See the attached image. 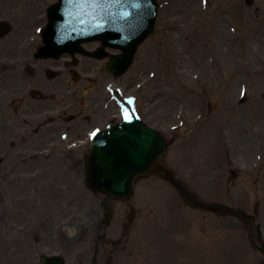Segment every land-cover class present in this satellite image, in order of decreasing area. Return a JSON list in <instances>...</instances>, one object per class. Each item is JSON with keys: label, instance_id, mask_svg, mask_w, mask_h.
Returning a JSON list of instances; mask_svg holds the SVG:
<instances>
[{"label": "rangeland", "instance_id": "obj_1", "mask_svg": "<svg viewBox=\"0 0 264 264\" xmlns=\"http://www.w3.org/2000/svg\"><path fill=\"white\" fill-rule=\"evenodd\" d=\"M53 1L0 0V20L12 26L0 37V123L8 122L7 112L13 115L10 120L18 115L16 124L8 122L0 134L4 246L11 236L16 243L24 240V247L12 246L20 258L28 239L19 232L31 217L47 216L52 225L56 220L65 224L64 237L73 214L86 229L74 244L86 263L97 259L96 264H264V253L253 247L236 218L191 208L175 186L155 174L139 178L128 200L111 202L112 217L103 229L104 197L83 185V163L71 168L62 159L55 176L69 188H60L57 181L56 191L47 185L45 193L41 188L38 196L29 193L31 185L46 180L44 174H31L44 157L34 153L39 140L23 133L20 119L30 118L25 115L32 113L28 103L35 113L50 102L45 95L34 105L23 93L29 85L23 67L34 64L29 57L41 43L36 27ZM157 1L155 28L139 46L124 78L132 87L141 81L143 115L166 130L165 163L183 189L207 202L255 210L264 227V0ZM22 59L28 62L22 64ZM7 177L9 188L3 184ZM23 194H29L28 200ZM102 230L105 235L99 241ZM59 247L60 242L48 250ZM9 251L3 256L12 257Z\"/></svg>", "mask_w": 264, "mask_h": 264}, {"label": "water", "instance_id": "obj_2", "mask_svg": "<svg viewBox=\"0 0 264 264\" xmlns=\"http://www.w3.org/2000/svg\"><path fill=\"white\" fill-rule=\"evenodd\" d=\"M59 9V4L52 7L50 15H57ZM146 9L145 30L129 43L130 48H125V58L132 56L137 43L151 31L150 22L153 17L149 14L152 11L148 7ZM7 30V25L1 26L2 32ZM98 37L109 43V39H116V34L105 32ZM137 128H140V131H137ZM122 134L124 135H117L106 143H94L95 152L87 161L88 180L93 189L113 198H127L132 192L134 177L147 173L164 154L163 144L153 130L136 123L133 129Z\"/></svg>", "mask_w": 264, "mask_h": 264}, {"label": "flooded vegetation", "instance_id": "obj_3", "mask_svg": "<svg viewBox=\"0 0 264 264\" xmlns=\"http://www.w3.org/2000/svg\"><path fill=\"white\" fill-rule=\"evenodd\" d=\"M83 70L82 72L87 71V73H90V66H84ZM80 82L83 83L85 81L80 80ZM92 82L96 85L100 83L96 79ZM84 87L82 85V89ZM105 98V93L96 89L95 92L86 94L81 100L76 99V97H69V101L64 108L62 106H53L55 114L50 116L48 122L35 131V138L39 140L35 147L43 148L50 143H54L61 129H65L68 136L72 139L86 140L87 131L90 127L103 122L112 111L110 107L104 105ZM67 115L71 118L69 119L70 123L62 121ZM87 149L86 146H81L78 151L81 155H84ZM50 153L56 154L59 152L54 150Z\"/></svg>", "mask_w": 264, "mask_h": 264}, {"label": "bare ground", "instance_id": "obj_4", "mask_svg": "<svg viewBox=\"0 0 264 264\" xmlns=\"http://www.w3.org/2000/svg\"><path fill=\"white\" fill-rule=\"evenodd\" d=\"M88 64H91V59L90 60H87ZM3 251H4V248H3V243L0 244V258L3 254Z\"/></svg>", "mask_w": 264, "mask_h": 264}, {"label": "snow or ice", "instance_id": "obj_5", "mask_svg": "<svg viewBox=\"0 0 264 264\" xmlns=\"http://www.w3.org/2000/svg\"><path fill=\"white\" fill-rule=\"evenodd\" d=\"M128 117H126V119H127ZM97 131H99V130H97ZM93 135H96V133H93Z\"/></svg>", "mask_w": 264, "mask_h": 264}]
</instances>
